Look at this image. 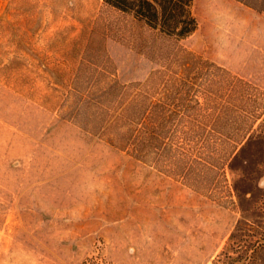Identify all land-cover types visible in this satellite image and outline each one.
Masks as SVG:
<instances>
[{
    "label": "rangeland",
    "instance_id": "1",
    "mask_svg": "<svg viewBox=\"0 0 264 264\" xmlns=\"http://www.w3.org/2000/svg\"><path fill=\"white\" fill-rule=\"evenodd\" d=\"M103 2L0 0V264H213L239 216L232 174L197 191L107 143L82 104L93 73L154 67ZM192 12L183 46L264 92V14L236 0Z\"/></svg>",
    "mask_w": 264,
    "mask_h": 264
},
{
    "label": "trees",
    "instance_id": "2",
    "mask_svg": "<svg viewBox=\"0 0 264 264\" xmlns=\"http://www.w3.org/2000/svg\"><path fill=\"white\" fill-rule=\"evenodd\" d=\"M103 1L127 17L121 36L154 67L143 81L106 69L88 78L82 104L94 107L97 133L200 192L216 186L212 173L232 174L239 216L213 264H264V92L183 46L198 27L193 0ZM236 1L264 14V0Z\"/></svg>",
    "mask_w": 264,
    "mask_h": 264
}]
</instances>
